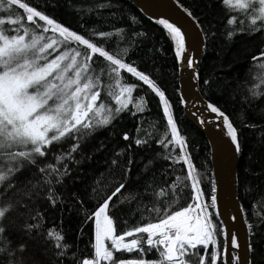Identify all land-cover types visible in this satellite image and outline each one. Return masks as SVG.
Listing matches in <instances>:
<instances>
[{
	"label": "snow or ice",
	"instance_id": "1",
	"mask_svg": "<svg viewBox=\"0 0 264 264\" xmlns=\"http://www.w3.org/2000/svg\"><path fill=\"white\" fill-rule=\"evenodd\" d=\"M173 2L187 17L196 19L180 0ZM221 3L246 17L247 26L241 19V27L236 31L247 30L249 34L264 31V0H221ZM15 5L26 16H14ZM88 11L90 13L92 9ZM131 19L134 21L135 17ZM235 21L236 17L229 15L227 24L232 26ZM156 23L170 37L176 61L186 60L187 66L192 68L193 57L187 55L184 30L167 18L157 19ZM123 31L120 28L92 31V35L110 38L114 32L123 39ZM232 36L233 31L229 30L227 37ZM128 55L126 47L115 52L106 50L28 3L0 0V256L6 257L5 264H25L22 254L27 249L25 243L15 248L10 246L11 242L4 237L9 228H17L29 240L39 242L42 239L60 264L64 258L76 256L75 252H69L71 244L64 242L61 231L49 229L46 234L41 231L43 217L35 209V204L41 198L52 207L62 201L56 189L70 176L71 165L78 163L74 154L97 129L109 126L122 112L129 110L130 104L134 115L144 111L146 101L139 97L132 102L133 90L137 86L125 83L122 73H129L143 82L159 98L166 131L155 143L165 150L170 149L163 158L170 162V167L182 162L186 176L177 175L171 183L149 193L155 180L153 177L145 182V190L141 191L139 184L129 186L127 183L132 158L129 157L125 165L118 159L124 150L116 152L110 167H120L122 178L112 188L99 182L93 187L92 195L99 196L102 202L98 201L95 210L86 214L85 223L92 221V255H85L77 264H193L190 257L196 258L197 264H219L220 256L226 251L220 246V237L229 236L231 249L240 247L238 236L228 233L226 225L218 224L219 217L213 215L218 209L216 188L213 186V195L210 196L202 191L197 170L186 155L185 138L179 133L164 91L149 74L127 62ZM96 56L107 64L97 69ZM261 57H264V47L251 59L256 62ZM254 66L264 70V63ZM255 76L260 85H264V71ZM256 87L253 84L248 89L249 96L259 99L260 94L253 90ZM105 95L111 98V103L101 98ZM207 109L222 117L231 144L239 153L237 130L229 117L212 103L207 104ZM169 135L170 138L166 139ZM122 139L128 140V134L124 133ZM65 140L72 142L66 150L55 154V162L42 163L52 147L60 145L62 148ZM147 142L141 138L134 140L137 146ZM177 146L178 155L174 154ZM160 155L159 152L155 154L156 157ZM153 163L154 159L143 163L145 175ZM189 186L191 195L187 205L173 210L184 196L183 190ZM117 194H120L119 199L110 203ZM149 194L154 197L149 201L151 207L143 199ZM76 202L82 204L78 198ZM125 203L129 207L136 204V210L147 212L148 216L142 214L140 220L148 222L137 223L117 234L109 209ZM13 213L15 218L10 219ZM6 219L8 226L4 223ZM245 224L248 226L247 221ZM153 249L156 258H146ZM133 252L137 253L133 258L116 256V253ZM231 260L232 264H241L237 255Z\"/></svg>",
	"mask_w": 264,
	"mask_h": 264
},
{
	"label": "trees",
	"instance_id": "2",
	"mask_svg": "<svg viewBox=\"0 0 264 264\" xmlns=\"http://www.w3.org/2000/svg\"><path fill=\"white\" fill-rule=\"evenodd\" d=\"M21 2L44 11L63 25L104 46L106 50L115 52L120 48L128 49L126 61L149 74L164 91L179 133L185 138L186 155L190 157L197 170L202 191L209 196L213 195L209 145L205 137L184 118L178 94L175 52L170 37L162 26L144 17L125 0H21ZM180 3L192 11L205 38V54L198 74L199 93L204 100L224 112L237 130L240 145L237 198L250 226V264H264V85H260L259 79L255 76L264 70L254 66L264 63V57L256 62L251 59L264 47V31L253 34H249L247 30L236 31L241 27V19L245 21L244 26H247V19L235 9L223 5L221 0H180ZM90 8L92 11L89 13ZM12 14L26 16L18 5L13 6ZM229 15L236 17L232 26L227 24ZM132 17H135L134 21ZM116 28L124 30L123 39L117 37L114 32L110 38L92 35V31H113ZM229 30L233 31L231 38L227 37ZM134 33L136 35H133ZM94 60L97 69L107 64L99 56L94 57ZM122 76L125 83L137 86L133 90L132 102L135 103L137 98L143 97L146 101L143 105L144 111L134 115V109L130 104L129 110L122 112L109 126L97 129L74 154L78 163L71 165L70 176L56 189L62 196V201L56 207L49 205L43 198L35 204V209L43 217L41 231L45 234L49 229L61 231L64 242L71 244L69 252L76 253L72 259L64 258L63 264H77L85 255L89 257L92 255L90 247L92 221L85 223L86 214L90 215L98 206V201L102 202L99 196L92 195L96 183L106 184L108 188H112L117 180L122 178L120 167L115 169L110 167L116 152L124 150L118 159L125 165L128 158H132L131 176L127 183L129 186L139 184L141 191L145 190L143 188L145 182L153 177L155 180L152 188L148 190L149 193L166 183H171L177 175L186 176L182 162L170 167V162L163 158L170 149L165 150L155 143L166 131V121L159 98L147 85L131 74L122 73ZM206 80L207 84L204 83ZM253 84L257 86L253 90L260 94L259 99L249 96L248 89ZM245 97L248 99L245 100ZM101 98L106 103H111L110 97L105 95ZM124 133L128 134V140L122 139ZM138 138L146 139L148 142L137 146L134 140ZM168 138L170 135L166 139ZM71 142L63 141L62 148L60 145H54L42 163H54L55 154L66 150ZM157 152L161 154L160 157L155 156ZM174 154H179L178 146ZM149 159H154V163L145 175L142 171L143 163ZM24 174L26 173H22ZM183 191L184 196L173 210L186 206L190 200V186ZM119 196L120 194H117L111 203H115ZM77 198L82 204L76 202ZM143 199L145 204L152 206L149 203L154 200L152 195H145ZM136 209V204L129 207L127 203L109 209L117 234L137 223L148 222L140 220L142 214L147 217L148 213H141ZM9 218L14 219L15 214H10ZM4 223L8 226L7 219ZM217 223L219 224L218 220ZM4 237L11 242L12 248L20 243L27 245L26 251L22 254L25 264H33L34 261L35 264H60L53 256L49 245L42 239L39 242L29 240L17 228H9ZM220 246L223 248V237H220ZM116 256L128 259L137 256V253H116ZM146 258H156L155 250L149 252ZM5 259V256H0V264H5ZM190 259L193 260V264H197L196 258ZM219 264H223L221 256Z\"/></svg>",
	"mask_w": 264,
	"mask_h": 264
},
{
	"label": "water",
	"instance_id": "3",
	"mask_svg": "<svg viewBox=\"0 0 264 264\" xmlns=\"http://www.w3.org/2000/svg\"><path fill=\"white\" fill-rule=\"evenodd\" d=\"M125 1L149 20L156 22L157 19L167 18L170 22H176L186 33L187 55L193 57V66L189 68L186 60L177 62L178 94L180 103L184 101L181 103L183 115L209 145L212 187L216 188L218 200V209L214 214L219 217V223L226 225L228 233L238 236L240 243V247L233 250L229 236H223V249L226 251L221 259L223 264H232L231 257L237 255L241 264H249L250 227L245 224L244 211L237 198L239 153L231 144L222 117L207 109L209 102L202 98L198 88L199 68L205 54L204 35L196 19L187 17L173 0Z\"/></svg>",
	"mask_w": 264,
	"mask_h": 264
},
{
	"label": "flooded vegetation",
	"instance_id": "4",
	"mask_svg": "<svg viewBox=\"0 0 264 264\" xmlns=\"http://www.w3.org/2000/svg\"><path fill=\"white\" fill-rule=\"evenodd\" d=\"M222 256V255H221Z\"/></svg>",
	"mask_w": 264,
	"mask_h": 264
}]
</instances>
